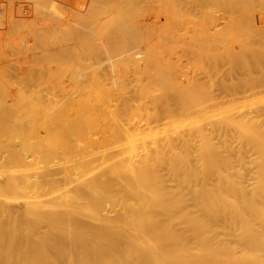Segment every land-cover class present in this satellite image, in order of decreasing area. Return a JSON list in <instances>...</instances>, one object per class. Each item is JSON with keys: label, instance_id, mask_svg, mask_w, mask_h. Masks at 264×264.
<instances>
[{"label": "bare ground", "instance_id": "obj_1", "mask_svg": "<svg viewBox=\"0 0 264 264\" xmlns=\"http://www.w3.org/2000/svg\"><path fill=\"white\" fill-rule=\"evenodd\" d=\"M153 1L159 34L102 41L114 81L59 100L2 80L0 264H264V0L187 21ZM11 2L0 36L25 18Z\"/></svg>", "mask_w": 264, "mask_h": 264}, {"label": "rangeland", "instance_id": "obj_2", "mask_svg": "<svg viewBox=\"0 0 264 264\" xmlns=\"http://www.w3.org/2000/svg\"><path fill=\"white\" fill-rule=\"evenodd\" d=\"M11 1L16 9L21 8L22 12L24 11L23 9H27V11L22 13L23 16L25 15V18L22 20L18 19L9 34L6 36L4 34L0 36V87L2 85V80L8 82L7 80L9 78H13L9 79L10 81L8 83L9 87L11 86L10 89H13L12 87H14V84L17 82L14 71H19L22 77H25V79L28 78L27 80H32L34 78L32 82L34 83L35 81V91L40 89L41 94L43 95H48L50 92L55 91L59 100H63L64 96L58 91V87L68 86L70 88V83L74 82L75 79L76 81L77 79L80 81L81 76L79 75L85 77L88 83L91 84L100 82L101 79L104 80L105 75L107 74L111 75V64L109 63V60L113 56H106L108 54H104L106 57L102 58L104 55L100 52L101 46L105 40L108 41L109 37L111 40L115 37L114 39L116 40L117 37L118 39L116 41L114 40L115 42L112 40V42L116 43L119 41V43H122V36H139L143 35L144 32L146 33H144L146 37L156 36V34H159V31H157L155 26L151 29V26L154 25V22H156L158 18H163L161 11L153 10V0H144L143 3L141 2L143 0H50V5L39 0V4L42 7L37 9L34 4L36 0ZM11 1L7 0V2ZM232 1L175 0L174 3L178 10V17L187 21L190 19H204L209 13L208 10L214 8L212 6H216L217 10H221L225 9V6H233V4L234 6L235 4L240 5V3H237L240 2V0H237V2L236 0ZM4 3H6V0H0L1 6ZM148 6L152 8H149ZM238 7L241 6H235L237 12L240 11V8ZM142 12H145V15ZM137 13L139 14L137 15ZM220 14L223 13L220 12L218 15ZM136 18L139 19V22ZM153 19L154 22L151 21ZM149 21L151 24L153 22V24H150L149 26V29H151L150 31H148L149 29L147 30L144 28ZM120 24L124 29L120 27L118 28V31L116 30V27ZM143 28L147 31L142 30ZM151 31L152 33H150ZM38 34L43 38V44L40 42L37 45L34 44L36 42L35 40H37L35 39V36ZM79 36H81V39L83 37L84 41L82 42L85 43L81 45L82 47L77 49L79 51L77 54L78 57L74 58L75 55H72L71 50L73 51L76 47L74 46L75 44L72 39ZM13 39L30 40L31 42L29 46L31 53L30 50L27 52V56L25 54L17 56L13 53L10 49L11 47L8 45V42ZM116 45L117 46L114 47L116 49L113 48L114 51L117 50V47L120 49L122 48L121 46H118V43H116ZM123 49L124 48H122L121 51ZM126 50H130V46L127 47ZM59 51L63 52L60 53ZM45 52H47L48 55ZM42 55L46 59H43ZM188 56L190 60L191 56ZM38 57H40V59ZM119 57L117 56L118 62L117 59H115L116 57L114 58L115 62L119 63L124 56ZM184 58L186 59L184 60ZM184 58L182 57V60L186 61L187 57ZM121 65L122 64L118 66L117 64V73L125 72V68ZM190 70L191 68L188 71ZM103 72L105 73L104 75ZM107 78L110 82L114 81L112 76L107 75ZM108 79L106 82L109 81ZM39 83L43 85L40 86ZM35 85H39L40 87ZM47 85L50 86V88H47ZM5 99L8 100L10 97H5L0 89L1 104L6 101ZM249 179L250 175H248L247 181H249Z\"/></svg>", "mask_w": 264, "mask_h": 264}]
</instances>
